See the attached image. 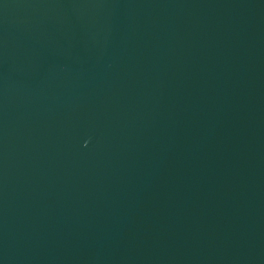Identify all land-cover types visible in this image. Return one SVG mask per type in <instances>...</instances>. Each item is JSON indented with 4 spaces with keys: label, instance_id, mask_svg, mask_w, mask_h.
<instances>
[{
    "label": "water",
    "instance_id": "95a60500",
    "mask_svg": "<svg viewBox=\"0 0 264 264\" xmlns=\"http://www.w3.org/2000/svg\"><path fill=\"white\" fill-rule=\"evenodd\" d=\"M0 264H264V0H0Z\"/></svg>",
    "mask_w": 264,
    "mask_h": 264
}]
</instances>
